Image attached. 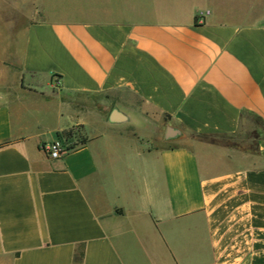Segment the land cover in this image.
Masks as SVG:
<instances>
[{"label":"crops","instance_id":"obj_1","mask_svg":"<svg viewBox=\"0 0 264 264\" xmlns=\"http://www.w3.org/2000/svg\"><path fill=\"white\" fill-rule=\"evenodd\" d=\"M4 1L0 264H264V0Z\"/></svg>","mask_w":264,"mask_h":264},{"label":"rangeland","instance_id":"obj_2","mask_svg":"<svg viewBox=\"0 0 264 264\" xmlns=\"http://www.w3.org/2000/svg\"><path fill=\"white\" fill-rule=\"evenodd\" d=\"M14 4V12H13V22L17 24H25L29 19H40L39 17H30L27 15L29 9L31 8H37L38 7V1L37 0H13ZM2 5L4 8H0V23L5 18H8L10 16L9 11L5 9V1H2ZM26 10V11H25ZM2 12V13H1ZM4 12V13H3ZM26 14V15H25ZM4 17V18H1ZM10 19V18H8ZM2 24V23H1ZM0 24V25H1ZM10 34L6 32L0 31V60L3 56V48L5 49L7 36L9 37ZM7 54V55H6ZM3 59V64L0 63V89L8 90L17 88L20 84V74L17 65L14 63H11L9 60V54L5 53ZM1 62V61H0Z\"/></svg>","mask_w":264,"mask_h":264},{"label":"built area","instance_id":"obj_3","mask_svg":"<svg viewBox=\"0 0 264 264\" xmlns=\"http://www.w3.org/2000/svg\"><path fill=\"white\" fill-rule=\"evenodd\" d=\"M69 135V132L65 134V137ZM75 148L74 143H68L65 139L62 141H54L49 144L43 145L42 149L45 152V154L51 158V159H59L61 158L65 153L69 152L70 150H73Z\"/></svg>","mask_w":264,"mask_h":264},{"label":"water","instance_id":"obj_4","mask_svg":"<svg viewBox=\"0 0 264 264\" xmlns=\"http://www.w3.org/2000/svg\"><path fill=\"white\" fill-rule=\"evenodd\" d=\"M172 136V133L170 130L167 131V137H171Z\"/></svg>","mask_w":264,"mask_h":264}]
</instances>
